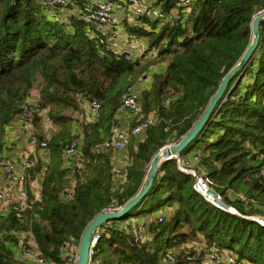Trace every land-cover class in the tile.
<instances>
[{
    "label": "trees",
    "instance_id": "trees-1",
    "mask_svg": "<svg viewBox=\"0 0 264 264\" xmlns=\"http://www.w3.org/2000/svg\"><path fill=\"white\" fill-rule=\"evenodd\" d=\"M70 1L66 9L73 13L61 9L53 19L39 0H0V158L14 151L8 130L26 108L35 110L29 131L37 140L21 188L28 196L26 209L17 202L0 212V264H24L30 241L38 257L68 264L67 253L79 248L89 224L106 209L127 205L143 187L154 156L181 141L202 118L245 55L253 16L264 8V0H153L152 9L162 19L122 22L127 34L148 42L143 57L134 60L108 49L110 41L101 44L91 36L96 25L87 19V0ZM260 35L253 59L230 82L229 97L180 157L183 166L195 164L239 216L204 199L194 188V177L171 159L160 167L151 193L130 213L106 224L112 229L103 233L95 262L169 264L165 258L173 254V264H201L202 250H216L231 253L236 264H264V227L251 220L264 217V24ZM160 67L148 89L140 91L143 112L132 127L150 115L156 121L143 134L132 135L128 166L118 171V151L101 146L118 125L126 96ZM95 101L100 109L92 117L89 107ZM41 111L46 115L39 116ZM73 142L86 159L80 169L66 162ZM134 213L151 221L143 226L152 242L134 243L131 225L142 222L132 221Z\"/></svg>",
    "mask_w": 264,
    "mask_h": 264
},
{
    "label": "built area",
    "instance_id": "built-area-1",
    "mask_svg": "<svg viewBox=\"0 0 264 264\" xmlns=\"http://www.w3.org/2000/svg\"><path fill=\"white\" fill-rule=\"evenodd\" d=\"M40 3L48 10L50 18H57V13L59 10L63 8H67V6L70 4V0H39ZM91 7L88 8V16L87 19L94 23L96 25V31L92 37H95L99 39L98 41L101 44H107V41H110V31L113 27V24L116 22V15L117 12H123L126 13L128 17L132 16H139L142 17H149L151 19L159 20L163 18V15L159 12V10H149L146 9L145 5L142 4L141 0H87ZM258 16H264V8H261L256 11L254 17V20ZM111 43V42H110ZM109 43V44H110ZM111 45V44H110ZM110 50H115L117 54H121L122 51L114 47L113 45L108 46ZM31 103H36V100H30ZM169 101L166 102V105H168ZM30 104V103H29ZM100 109V105L95 101L93 102L89 110L91 113L95 116ZM123 112H129L133 113L135 116H138L142 113L141 105L139 101V95L135 92H131L123 101V104L119 110L118 115H120ZM36 113L34 109L28 110L27 108L24 110L22 116L19 118L18 122L21 124L22 131L26 132L28 135V139L32 145V149L36 150L35 147L37 145V140L35 137L32 136L30 133V128L33 124V119L35 117ZM46 113L44 111H41L39 116H45ZM46 121V129L49 132H52L51 125L49 123V120L47 117L44 118ZM156 121L155 115H150L147 119L144 121H141L140 123L136 124L134 127H132L131 131H124L120 128V126L115 125L112 128L111 131V138L106 141L101 147L106 151H124L127 150L130 138L133 136H139L146 132L150 125L154 124ZM49 136H51L50 133H48ZM46 143L42 142L41 148H45ZM66 151V162L68 163V166H71L74 169H80L84 167V164L86 162V159L83 155V152L79 145L76 142L71 143L67 147ZM180 170L184 172L185 174H190L194 177L195 190L208 202L213 204L214 206L218 207L217 204H214L210 199L207 198L205 195V192L208 191V184L210 181L208 179H203L200 175H198L195 172H191V170L184 169L181 167L180 159H176ZM25 162V161H24ZM26 164V162H25ZM25 164L23 167H19L10 156H6L4 158H0V212L2 210H5L1 213H7L8 210L11 208V206L14 203L20 204V208L22 211H24L27 207V200L28 196L23 194L21 192L22 186H24L26 182V176H25ZM29 167V164H28ZM79 172V171H77ZM19 190V197L18 200L16 199L13 201L11 199L10 195V189L15 188ZM35 193H39L41 190V185L38 181H36L33 184ZM209 192V191H208ZM210 193V192H209ZM70 195L66 196V199H69ZM230 208V207H229ZM219 209V208H218ZM120 209H106L103 213H116ZM229 210L233 211L235 210L230 208ZM237 214V213H236ZM257 221V220H256ZM259 222V219H258ZM132 228L130 230L131 236L133 237L134 243H140L147 240L146 233L147 230L143 225H138L136 223H133L131 225ZM145 228V229H144ZM109 229H112V225H108L106 228L99 229L93 236V240L91 243V248L89 252V264H103L100 262H95V255L99 246V243L102 240L103 233H106ZM24 239V237H23ZM32 241L27 243L26 249H24L22 258L24 259V264H51L48 259H44L41 257H38L37 254L32 251ZM204 255L202 259L201 264H236V258L234 256H230L229 258L225 255H222V253H219L216 250L212 251H206L202 250ZM67 263L68 264H78L79 256H78V249H73L71 252H68L67 255ZM174 255L173 254H167L165 260L169 264L174 263ZM191 258L189 259V261ZM104 264H110V263H104Z\"/></svg>",
    "mask_w": 264,
    "mask_h": 264
},
{
    "label": "water",
    "instance_id": "water-1",
    "mask_svg": "<svg viewBox=\"0 0 264 264\" xmlns=\"http://www.w3.org/2000/svg\"><path fill=\"white\" fill-rule=\"evenodd\" d=\"M262 24H264V16H258L255 20H253L251 24L252 41L250 46L246 50L245 55L240 60L239 64L235 68H233L223 80L220 88L218 89L219 91L211 99V101L206 107L204 115L197 122L194 128L190 132H188L186 136L181 139V141L175 144H170L169 146L163 148L151 160L150 168L148 170L144 185L141 188L140 192L136 196H134V198L131 199L127 205L122 207L120 210L116 211V213H101L98 215L97 218L94 219V221L89 224V226L86 228L81 237V243L78 248V264H89V252L94 234L99 229L105 228L106 224L110 222H116V220H119L120 218L124 217L125 215L130 213L136 206H138L142 202V200L145 199L147 195L151 193L152 188L155 184L154 181L156 175L160 167L171 159H180L181 155L186 153L190 149L192 143L204 133L207 128V125L214 117V113L217 111L218 104L222 101L223 98H225L224 100H226L229 97L231 92L227 93V88L230 82L233 80V78L239 75V73L242 72L253 59L255 51L257 50V47L259 45L261 37L260 27ZM225 211L233 215L239 216L238 214L234 213L229 209L228 211ZM251 220L258 222L254 219Z\"/></svg>",
    "mask_w": 264,
    "mask_h": 264
},
{
    "label": "crops",
    "instance_id": "crops-1",
    "mask_svg": "<svg viewBox=\"0 0 264 264\" xmlns=\"http://www.w3.org/2000/svg\"><path fill=\"white\" fill-rule=\"evenodd\" d=\"M122 14L124 13L123 12L115 13L117 21L112 27V31L110 33V35H112L110 37V42L114 47L121 50L122 53L127 54L132 59L134 60L140 59L143 57V54L148 47V42L145 39H140L137 37L134 38L131 35H129V33L127 34L122 23L123 20H121ZM135 19L137 18L135 17ZM137 21L139 20H133L134 23ZM161 70L162 67L157 68V70H152V71L150 70L149 75L145 77L139 83V85L135 87L134 92L139 95L141 93L140 91L144 89H148L149 85L152 82V75H153L152 73ZM134 123H135V115L133 113L131 114L129 112H123L119 115L118 126H120V128L123 129L124 131L126 132L131 131V128L134 125ZM51 129L53 128L51 127ZM8 132H9V136H7L8 146H11V149L14 150L9 156L19 167H21L22 165L25 164L26 159L30 156L29 155L30 152L32 153L35 150L32 149V145L28 139V135L24 131H22L20 122L16 121L12 126H10ZM128 162H129V158L125 150L118 151L116 153L114 163L115 165H117L116 169L118 171H122L124 168H126L128 166L127 165ZM70 180L71 181L69 182L72 185L73 179L70 178ZM10 195L13 201H15L19 197V190L17 189V187L10 189Z\"/></svg>",
    "mask_w": 264,
    "mask_h": 264
},
{
    "label": "rangeland",
    "instance_id": "rangeland-1",
    "mask_svg": "<svg viewBox=\"0 0 264 264\" xmlns=\"http://www.w3.org/2000/svg\"><path fill=\"white\" fill-rule=\"evenodd\" d=\"M125 1H129V0H125ZM141 2H142V4H144L145 5V7H146V9L148 8L149 10H153L152 8V6H153V4H154V1L153 0H141ZM63 9H66V7L65 8H63ZM158 10V9H157ZM65 14L66 13H69V14H72L73 13V10L72 9H66V11L64 12ZM124 16V17H123ZM136 16V15H135ZM135 16H132V17H130V19L132 20V18H133V20H138L140 17L139 16H137L136 18L137 19H135ZM125 19H129V17L127 16V14L126 13H124V14H122V17H121V20H123V22H124V20ZM162 69H163V67H162ZM239 79H240V77H239ZM239 79H238V81H239ZM237 81V82H238ZM36 90V89H35ZM32 95H33V98L34 99H36V100H38V95H37V93L34 91L33 93H32ZM142 108V107H141ZM142 110V109H141ZM142 112H143V110H142ZM140 115V114H139ZM138 115V116H139ZM144 118V117H143ZM136 121V120H135ZM126 151V150H125ZM187 161H190V159H188L187 158ZM186 161V162H187ZM180 164H181V167L182 168H184V169H188V170H191V172H195V173H197L198 175H203L204 173L203 172H199V171H196L195 170V164H191V162H187V164H185L186 166H183V163H182V160L180 159ZM264 172V171H263ZM264 174V173H263ZM207 188H208V191L211 193V194H213L215 197H217L218 199H220V201H221V204H218V207L217 208H219L220 210H222V211H224L225 212V210H227L228 211V209H230V208H228L229 206L225 203V201L223 200V199H221L219 196H217L214 192H213V190H212V187H211V182L208 184V186H207ZM207 192V191H206ZM205 192V195L207 194ZM166 215H170V212L168 213L167 212V214H165V216ZM133 217L131 218L132 219V221H134V220H136V221H142V222H140V224L141 225H143V224H145V225H149V223L151 222V221H148L147 219H145V218H143L144 219V222H143V219H142V216L141 215H139V214H136V213H134L133 215H132ZM258 219H259V222H256L257 224H259L260 225V227L261 226H263L264 227V217H260V216H258L256 219H254V220H257L258 221ZM147 225V226H148ZM146 228V227H145ZM144 228V229H145ZM145 230H147V228L145 229ZM147 235H146V237H147V240H146V242H152L153 240H154V237H152V235H150V233L148 232V230H147V233H146ZM225 256H227L228 258L231 256L232 257V254L231 253H225ZM235 258V257H234Z\"/></svg>",
    "mask_w": 264,
    "mask_h": 264
},
{
    "label": "bare ground",
    "instance_id": "bare-ground-1",
    "mask_svg": "<svg viewBox=\"0 0 264 264\" xmlns=\"http://www.w3.org/2000/svg\"><path fill=\"white\" fill-rule=\"evenodd\" d=\"M206 193H207L206 194L207 198L210 199L214 204H217V206L218 204H221L220 199H218L217 197H215L213 194L209 193L208 191Z\"/></svg>",
    "mask_w": 264,
    "mask_h": 264
}]
</instances>
